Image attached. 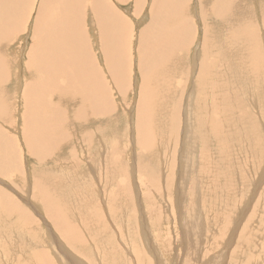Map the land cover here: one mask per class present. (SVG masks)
I'll return each instance as SVG.
<instances>
[{
  "label": "bare ground",
  "instance_id": "obj_1",
  "mask_svg": "<svg viewBox=\"0 0 264 264\" xmlns=\"http://www.w3.org/2000/svg\"><path fill=\"white\" fill-rule=\"evenodd\" d=\"M31 1L35 2V0H0V120H5L17 126L11 117L14 114V112L17 111L19 116V122L22 120L24 124L23 129L20 126L18 130H19V134L22 135L23 146L25 148V151L27 154L33 157L36 160V162H38V164H36L32 170V177L34 178V181L32 182V187L34 186L33 188H35L36 190L35 191L33 190L34 193L32 191V195L34 196V198L31 196V199L32 200L34 199V201H37L38 203L40 202L41 204L45 205L44 215H46L48 219L49 218L52 219L50 221H53L54 223L53 225L57 227L56 228L54 226L55 230L60 231L61 236L63 235L62 232L64 231L65 233L68 232V234H65V236L62 237L66 239V242L75 241L77 243H80L83 240L79 239L81 234H79L78 232L79 229L77 230L78 226H80L79 219L72 218V222H74V224H70L67 221L66 216H68L67 215L68 212L66 209V205L61 197L62 189L59 190L61 186V182L63 183V181L60 180L58 175L52 174L53 172L59 173L63 176V178H65L66 176L68 178L69 172L66 171L67 168L66 169L58 168L57 163L55 165H51L52 162L50 161L51 162L50 163L48 161L52 160L49 157L55 151V149H57L58 146H60L61 143L63 142L61 140L64 137L63 128H62L63 124L69 123L72 134L71 138H73V140L75 139L77 142H80V139L78 138H81L83 144L85 143L93 144V142H95L96 139L98 140L97 143H99L98 136L100 133H98V131L101 132L103 128H101L100 126L97 127L96 129L97 133L95 132L94 135H90L87 132L88 129L87 123L90 122L92 123V120L94 119L95 121H100L102 118H104L103 120L108 118L111 121L113 120V118L115 119V112L117 110L115 95L121 97L124 102L126 100V98L124 97L126 96L128 89L130 88V83L128 81L130 77L129 61L132 60V54H128L127 47L129 44H131L132 41L131 39H129V35L132 32L131 29H133L135 22L133 23L129 22L109 2V0H40L38 4V8L36 9L33 16L31 28L29 30V43L25 50V55L24 54L22 55V51H20L19 48L18 50H16L15 53L13 52L9 53V48H10L9 42L13 39L14 35H16L19 39L22 38L24 39L27 37L26 35H23L22 32L23 31L22 24L25 19V16L23 19V8H26L27 6L28 7L31 6ZM114 1L123 5L125 4V2L128 3L129 0H114ZM140 1L141 0H130V3L134 4L132 15L136 13L138 14V9L140 7V4H142ZM250 1L251 0H198L197 1L198 3L197 7L199 12L198 19L201 20L203 24L200 22L202 24L201 41H200L201 47L199 49L197 62L194 68L195 76L193 77L194 80H193V88L191 90V93L193 95L196 94L195 107L196 110L199 112L196 113V118L197 120H199L198 127L202 128L205 127L206 125L210 127L209 121H207V116L203 113V111H205V113L207 112V105L205 101L207 97L211 95L207 85L209 83L210 77L213 74L218 73L224 76L226 75L223 81L221 82V84H224L226 87H229V95L226 94L225 91L224 92L225 95L220 97L221 101L217 105V107H219L220 110H223L222 114H228V113L233 114L231 117L227 116L225 118L226 121L232 122L233 129L231 127L227 131V135H226L230 138V143L234 138L236 139V134L234 129L243 130L242 131L244 132L243 140L245 139L248 148L245 150L246 157L252 156L253 160L254 159L257 160V163H255L256 166L255 178H257V175L259 174L258 175L259 179L254 178L253 180L251 179L250 182L251 183L256 182L258 184L261 181H263L264 178V173L262 174L258 172L260 170V166H261L260 162L262 160L260 158L261 157L260 146H262V144L259 143L258 139H261L262 136L260 134V131L257 129V123H258L257 120L260 119V116L262 114L260 109L264 108V94L260 96L261 93H264V87H263L264 85L262 84L261 81V77L263 73L262 66L264 62V61L262 62V54H261L262 53L261 45L263 46V44L261 42V37H260V30L262 29V31H264V0H255L256 2H254V6ZM190 4H191V0H150L148 4V12L147 14L144 15V17L147 19V22H145L143 26L140 27L139 30L137 31L136 60L138 62L136 64V68L140 75V81L135 89L137 94V99L135 100V111L133 113L134 119H133V114L131 119V121L134 120L133 124L135 125V132H134L135 136L134 138L132 137V139L135 140L134 141L135 145L150 151L156 145L154 144V139L157 136V133L159 132L161 133V131L164 132V130H167L169 132L170 130L169 134H162V136L160 134V136L162 137V141H159L158 146H156L157 147L156 149H158L160 154H161V150H160L161 148L163 152V146H162L163 142L168 141L167 138H170L172 140L175 137L173 141L175 145L177 144L178 132L176 133V131H173V129L178 125V123L180 125L179 112H180L181 99H183L181 98V94H182L181 91L184 89V83L183 86L174 85L173 76L181 77V78H184L185 76V80L187 83V79H186L187 73L185 68V61H186L185 49H187L186 47L188 46L190 40H192L190 37L192 36V30L194 31L195 28L193 17L190 16V12H191L189 7ZM257 8H259V18L261 23L260 28L256 22L254 15V12L257 11ZM28 12H30V9ZM246 14L248 15L249 18H246ZM235 24H237L238 26V31L236 34L234 33ZM21 32L23 37L20 38ZM262 34L264 36V33ZM233 39L235 45L242 52L243 55L236 63H234L235 62L234 53L230 47V43L232 42ZM94 40L98 45V47L100 48L99 54L101 52L102 67L100 66L101 63L98 62L97 59H95L94 44H93ZM97 56L99 55L97 54ZM188 60L190 61V59ZM192 60L193 59L191 58V61ZM245 66L246 69L244 70ZM226 77L227 78L230 77L233 82H238L240 79H242L241 84L243 83L246 84L247 88L250 91L245 93V96L247 98L245 99L247 101L251 100L253 102L252 107L256 106L257 104L255 119L253 117L254 115H252L253 113L251 111L249 113L246 110H244V113L242 114L241 117L235 116L234 113L237 111L236 108L239 107L241 109L246 103L242 101L239 92L237 93L230 83L227 84V82H224V80H226L225 79ZM250 79H252L255 85L257 86L255 87L257 89V92L255 91L254 88L253 90H251L252 81L250 82ZM111 89L113 91H111ZM15 96L17 97V99L16 98L13 99ZM21 100H22L21 103L22 108L20 109ZM224 100H226L227 104L223 107L222 105L224 103ZM16 102L19 104V108L16 106ZM188 103L190 105V102L187 101V106ZM131 104L129 103V105ZM227 105H229L228 108H226ZM211 106L214 109V107H216V104L212 103ZM166 109L168 110L167 115H166ZM161 114H163V117L165 119L168 118V122H166L167 124H165V121L164 122L161 121V126H159V123L156 125L155 121L157 116L161 117ZM188 119H186V122L189 121ZM186 122H184V126ZM73 126L79 127V131L76 130L74 131ZM241 126L245 127V129H242ZM201 132H202V140H203V128ZM103 133L104 132H101L102 135L101 138L103 139V140L101 139L102 141L101 147L105 145L104 137L106 135H104ZM214 133L215 131L211 128V135ZM197 134L198 136H201L200 133ZM254 139L255 142H253ZM16 143H17L16 137H13L9 133H7V131L0 128V172L4 176L7 175L6 173L10 169H16V170L20 169L21 172L23 173L22 161L20 160L21 153L19 152L20 151L19 149L17 150L20 154L17 153L15 148ZM202 144L203 146L200 144L202 148L204 146L205 148L208 147L205 144V141ZM108 145L110 144H107L105 149H102L101 147L98 146L99 150L95 153L92 151L94 153V156H91L92 157L91 160L93 162H91V160L88 157L89 153L88 156L84 155L85 157H82V159H85V161L87 158L90 160V162L88 161L89 164L88 166L89 168H87L88 173H90L89 175H91L93 179L94 178L98 179V181H99V177L101 176L100 171L102 165L106 167L108 173L117 172L118 169H120V165H122L121 160L119 161L118 157L112 156L113 153L115 154L117 151H119L118 146H115L112 150H110V152H108L107 150ZM228 145L229 143L225 140H218V142L216 141V146L218 147L220 146L223 149H227ZM62 147L63 146L61 145L60 148ZM128 147L126 149H123L122 153H124L126 150L128 151L129 149ZM130 148L132 149L133 147ZM176 152L174 153L172 152V153L176 154ZM140 154L142 155V153ZM163 154L164 152L162 153V155ZM72 156L73 159H75L74 162H78L76 161L77 160L76 151L74 154H72ZM111 156L112 159H110ZM228 156L229 155L226 156L227 161H228ZM224 158H219V159L220 160L223 159V161H225ZM262 158L264 159V156ZM54 161L55 160H53V162ZM223 161L220 162L222 163ZM262 162H264V160ZM41 163L47 166L42 167V165L40 166ZM142 163L141 165L137 164L138 165L137 169L142 170L141 172L144 171L146 173L145 170L146 168H144V165H142ZM252 163H250V166ZM146 166H148V164ZM174 166L175 165H173V169ZM73 167L76 166L73 165ZM164 167L166 168V166ZM231 169L233 170L232 166ZM231 169L229 167V171ZM168 171H170L169 168ZM102 174H104V172ZM152 174L153 171L151 175L150 174L148 175L151 176L152 178L153 176ZM224 174L226 175V171L224 172ZM18 175L20 176V171L18 172ZM84 175H82L83 178H80L81 176L79 177L78 179L79 183L85 184L86 181L92 179V178L85 179L86 175L85 176ZM249 175H247L248 176L247 178L250 177ZM17 181H20V179H18ZM17 181H16L17 185L15 184L14 180L11 181L12 186L14 185L13 187H16V189L18 188V190L22 189L24 192L25 190L24 185H21L20 182ZM53 182L57 183L54 185V188H52ZM237 182L241 183L239 179H237ZM67 183L68 182H65L64 179L63 185H67ZM56 186L58 188H56ZM225 186L226 188L229 186L227 182L225 183ZM81 187L82 186H80V188ZM125 187L127 189V186ZM232 187L233 186L231 184V186H229L228 188L229 193H231L232 190L234 191ZM123 188H121L122 192L126 190ZM96 194L100 198L101 193L98 194L97 189H96ZM129 195L130 194H128L127 196ZM115 196H117L116 193ZM235 196L237 198L241 197V195L237 196V194ZM235 196L232 195L231 197L235 199ZM35 197L37 198L36 200ZM102 197L103 199H105L104 196ZM143 201L147 203L146 206L151 203V201L148 200L147 197H144ZM153 201L151 205L154 204L155 201L154 202ZM240 205L242 204L240 203ZM36 206L30 203V207L33 208L34 213L39 214V211H37ZM132 206L130 205L129 207ZM13 209H17L19 212L22 213V221L20 222L23 223L24 227L29 228L32 235L33 232L36 233V230L33 229L34 228L33 224L34 223L37 224L36 223L37 221L32 216V213L28 209L24 210L22 205H20V203L15 198H13L5 190L0 188V214L3 215V212L7 211V213L11 215ZM125 209L127 208L124 209L122 208L121 212H119L121 215H123V217H126L127 215L126 214L127 210ZM152 209L153 210L148 209L151 212L149 213L152 214L153 212V215L154 214L156 215L155 212H157V208L152 207ZM197 209H199L198 204H197ZM92 211L87 210V214L85 216L83 215L84 217H81L80 214H77L76 217L81 218V222L86 221L88 225L92 224L93 222H96V224H93L95 227L93 232L98 231L99 235L100 234L102 235L104 233L106 234L104 228H101L102 224L98 223L100 220L97 219L93 220V216L96 215L97 211L96 212L95 210L94 212ZM74 212H75L74 213V217H75L76 211ZM242 212L239 210V213L237 215L239 214L243 215L244 212L243 213ZM97 215H99V213H97ZM158 216L161 217V215L159 214ZM151 217L152 216H150V218ZM157 218L158 217H156L155 219ZM12 219L16 220L15 218ZM190 219H191L190 221H192L191 216ZM232 220L234 221L232 230H234L236 228L235 225L237 224V218L234 217ZM248 222L249 221L243 222L244 225L242 226V232L240 233L239 240L241 242L248 241L246 242L248 244L247 248L245 249L243 247L242 258L244 257L246 258V256H249L251 257L250 260H252L251 253L249 252L250 251L249 239L247 237V235L250 234V229L247 226ZM195 224L196 227L193 224L194 225L193 232L196 231L197 226H198V230H200L201 232V228L203 227L204 223L202 224V226L198 222H196ZM126 225H124V227ZM190 225L187 224L188 229H186L183 225L181 227H184L192 234V226ZM72 230H74L75 233L72 239H70L71 238L70 233ZM223 230H225V227L223 228ZM84 231L85 230L83 229V232ZM131 232H133V230H131ZM200 232L197 231V234L199 236L198 237L199 239H197L198 243H200L199 241H201V239L204 238ZM84 235L86 238L83 239H86V241L88 240L89 242H92V240L96 238L95 236H97L92 232L91 234L90 233L88 234V232L86 234L84 233ZM100 236L99 239L102 240V244L104 245L105 243H103V241L105 240V237L102 235L103 237L100 238ZM108 237H110V241L113 244V246H115L119 250V247L121 246H119L118 243L116 242L115 235L109 233ZM189 237L191 236L189 235ZM33 238H30L28 240L29 242L28 248L35 250V252L29 254L23 251L19 252V255L25 257L23 260L20 261L19 256H17L18 250L16 249H19L22 241L20 239H17L13 243L10 238H5V234H0L1 263L28 264L29 260L27 261L26 257L28 255L30 256L35 255L38 257L37 262H39L40 264H51L50 263L51 261L48 259L46 252L44 253V251L41 249L37 250V245L41 244V242H39L40 240H36ZM229 241L230 239L224 240L223 241L224 243L222 242L223 244H218V246L219 247L221 246L224 250L226 246L228 247ZM149 242L150 241H148V243ZM111 243L109 245H111ZM138 244L141 246L140 242ZM138 244H134L131 241H127V244L125 245L129 250L126 248L127 249L126 254L128 257L130 253L134 252L135 261H137L138 264H143V261H140V257L142 258V256L136 250V249H140L137 248ZM166 244L168 245L169 242H167ZM163 245H165V243ZM13 246L15 247V249H11ZM156 246L158 245L156 244ZM198 247L199 248L197 249V252L201 251V253L196 252L197 259L203 260L204 258L203 257L200 258L199 254L205 252L206 246L201 244ZM232 248H233V244H232ZM234 248L236 249V247ZM239 249L240 248H238V250ZM93 253L91 252V254L94 255L93 256V259H95L94 264H106L107 259L113 261L112 264H116V259L112 257V255L117 254L114 251L112 252L109 250L107 258H105V256L103 257L100 251L98 253H94V254ZM236 253L230 252V256L233 255L234 257H236L237 255ZM193 254L194 253H192V255ZM172 257H173V261L170 264H174V260L176 259V256H172ZM124 261L125 260H123V264L125 263ZM243 261L245 262L244 259ZM244 262L242 264H244ZM149 263L150 262H148V264ZM207 263L219 264V257L216 256L215 261L214 260L203 261V264H207ZM167 264L169 263L167 262ZM246 264H253V263H246Z\"/></svg>",
  "mask_w": 264,
  "mask_h": 264
},
{
  "label": "rangeland",
  "instance_id": "obj_2",
  "mask_svg": "<svg viewBox=\"0 0 264 264\" xmlns=\"http://www.w3.org/2000/svg\"><path fill=\"white\" fill-rule=\"evenodd\" d=\"M149 1L150 0H141L140 2L142 4H140V7L138 9V14L136 13L132 15L134 4L132 3L133 4L132 5L130 3V0L128 1V3L125 2V4L123 5L119 4L118 2H115L114 0H109V2L129 22L131 23L135 22V23H134L133 29H131L132 32L129 35V39H131L132 41H131V44H129L127 47L128 54H132V60L129 61L130 62L129 63L130 77L128 81L130 83V88L128 89L126 96L124 97L126 98V100L123 102L121 97L115 95L116 96L115 102L117 103V105L115 104L117 106V110H116L117 113L115 112V119L113 118L112 121L109 120L108 118H106L105 120H103L104 118H102L100 121H95L94 119L92 120V123L91 122L87 123L88 124L87 132L90 135H94L95 132L97 133V130H96L97 127L100 126L101 128H103L102 129L103 131L101 130V132H104L103 134L106 135L105 137L103 135V137L105 138V145L101 147V142H102L101 136L102 135H101V132L99 131H98V133H100L99 134L100 137L98 136L99 143H97L98 140L96 139L95 142H93L94 145L96 144L95 146L93 144H88V143L83 144L81 138H78L80 139V142H77L75 139L73 140V138H71L72 134H71L70 125L69 123H65L62 125L64 137L61 139L63 141L61 145L63 147L60 148L61 145L58 146V148L55 149V151L49 157L52 159L48 161V162L50 161L52 162L51 165H55L57 163L58 168H65V169L67 168L66 171L69 172L68 178L67 176L63 178V176L59 173L53 172L52 174L58 175V177L60 178L61 181H63V183H64V179H65V182H68L67 185H63V183L61 182V186L59 188V190L62 189L61 197L66 205V209L68 212L67 214L68 216H66V218L70 224H74V222H72V218L79 219L80 226L77 225L78 226L77 230L79 229L78 232L79 234H81L79 239L80 240L82 239L83 240L82 242H85V243H82V242L77 243L75 241L66 242V239L62 237L65 236V234H68V232L66 233L65 231L62 232L63 235L61 236L60 235L61 232L55 230L54 228L55 225H53L54 224L53 221H50L52 219L50 218L48 219L46 215H44L45 205L41 204L40 202L38 203L37 201H34V199L33 200L31 199V196L34 198V196L32 195V191L36 190L35 188H33L34 186L32 187V182L34 181V178L32 177V170H33V167L36 164H38V162H36V160L33 157H31L29 154L26 153L25 148L23 146L22 135L19 134V130H18L20 126L23 129L24 127L23 121L21 120L19 122V116H18L17 111H15L14 114L11 116L17 126L5 120H0V128L7 131V133L12 135L13 137L17 138V143H16L15 148L18 154L21 153L20 160L22 161L23 173H24L23 174L20 169L19 170L10 169L6 173L7 175L5 176L2 175L0 172V188H2L6 192H8L13 198H15L20 203V205H22L24 210L28 209L32 213V216L37 221V222L35 221L37 224L35 223L33 224V227H34L33 229L36 230V233L33 232V235H32L30 229L27 227H24L23 223L20 222L22 221V213L19 212L17 209H13L11 212V215H9L7 211H4L3 215L0 214V234H5V238H10L13 243L17 239H20L22 241L19 249H16L18 250L17 256H19L20 261L23 260L25 257L19 255V252L23 251V252H27L28 254L35 252V250L28 248V243H29L28 240L34 237L33 239L40 240L39 242H41L40 245H37V250L41 249L44 251V253L46 252L48 259L51 261L50 262L51 264H94V261H95V259H93L94 255H92L91 252L98 253L100 251L103 257L105 256V258H107L109 250L117 253L115 255H112V257L116 259V264L117 263L123 264V260H125L124 264H127L128 261H129L128 264H136V263L138 264V262L135 261L134 252L130 253L127 257L126 250L128 248L125 245L127 244V241H131L134 244H138L139 242L141 243V246L139 244L137 245V248H140V249H136V250L142 256L143 260L140 257V261H143V264H148V262H150L149 264H162V263L167 264V262L170 264L173 261L172 256H176V259L174 260V264H182V263L184 264L186 263V261H187L186 264H203V261L205 260L215 261L216 256L219 257V264H242L244 262L243 259L245 260L244 264L246 263L264 264V232H263L264 231V178H263V181H261L258 184L256 182L254 183L250 182V180L251 179L253 180L256 175L255 163H257V160L255 159L253 160L252 156L246 157L245 150L248 148H247L245 139L243 140L244 138V132H242L243 130L234 129L235 134H236V139L234 138L231 143H230V138L226 136L227 131L232 127V122L226 121L225 118L227 116L231 117L233 114H230V113L222 114L223 110H220L219 107H217V105L221 101L220 97L225 95L224 92L226 91L225 93L229 95V87H226L224 84H221V82L223 81L226 75L224 76L218 73L213 74L210 77L209 83L207 85L211 95H209L205 101L207 105V112L205 113V111H203V113L207 116V121H209L210 127L215 131V133L211 135V128L208 127L207 125L205 127H202L203 128V140H202V132H201L202 128L198 127L199 120H197L196 118V113L198 111L196 110V107H195V95L196 94L193 95L191 93V90L193 88V80H194L193 77L195 76L194 68L197 62L199 49L201 47V44H200L201 27L203 24V22L198 19V16H199L198 7H197L198 0H191V4H190L191 6L189 5L190 10H191L190 16L193 17L195 28H194V31L192 30L193 38L192 36L190 37L192 40H190L188 46L186 47L187 49H185V55H186L185 68H186V73H187V77H186L187 83L185 80V76L184 78L173 76L174 85L183 86V83H184V89H183L184 91L183 90L181 91L182 93L181 98L183 99H181V103H180V112H179L180 125L178 123V125L174 127L173 129V131H176V133L178 132L177 144L175 145L173 141L175 137L172 140L170 138H167L168 141L167 142L164 141L162 145L163 152L165 154L164 156V154L162 155L163 153L162 148L160 149L161 150V154H160L158 149H156L157 148L156 146H158L159 141H162V137H161L162 134H169L170 130L169 132L167 130H164V132L161 131V133L160 132L157 133V136L154 139V144L156 145L155 147H153L152 149L153 151L150 150L152 152L145 150L142 147L141 148L138 147L137 145H135V142H134L135 140L132 139V137L134 138L135 136V133H134L135 125L133 124L134 120L131 121L132 114L135 111V100L137 99V94H136L135 89L140 81V75L136 68V64L138 62L136 60L137 31L139 30L140 27L143 26L145 22H147V19L144 17V15L147 14L148 12ZM33 2L34 1H31V6L29 7L27 6L26 8H23V19H24V16H25V19L22 24V29H23L22 32H23V35H26L27 37L24 39L23 38L19 39L16 35H14L13 39L9 42V45H10L9 53L11 52L15 53L16 50H18L19 48L20 51H22V55L23 54L25 55V50L29 43V30L31 28L33 16H34L36 9L38 8V4L40 0H35L34 4ZM250 2H252V5L254 6V2L256 1L251 0ZM29 9H30V12H28ZM26 10H27V13H26ZM243 12H246V11H243ZM254 15H255L256 22L260 28L261 23H260V18H259V8H257L256 12H254ZM26 17H27V20H26ZM246 18H249L247 14H246ZM237 31H238V26L237 24H235L234 33L236 34ZM22 32L20 34V38L23 37ZM262 33H264V31H262L261 29L260 37H261V42L263 44V46L261 45L262 47L261 54H262V62H263L264 61V52H263L264 51V36ZM93 44H94L95 59H97V61L101 63L100 66L102 67L101 52L99 54L100 48L96 44L95 40L93 41ZM230 47L234 53V60H235L234 63H236L243 56L242 52L235 45L234 39L230 43ZM196 53H197V56H196ZM97 54L99 56H97ZM191 58L193 59L192 61H191ZM188 59H190V61ZM262 67H263V73H262L261 81H262V84L264 85V62H263ZM245 69H246V66L244 67V70ZM225 79L226 80H224V82H227V84L230 83L233 86V88L236 90V92L237 93L239 92V95L241 96L242 101L246 103L241 109L239 107L236 108L237 111L234 113L235 116L241 117L242 114L244 113V110H246L249 113L251 111L255 119L257 104L256 106L252 107L253 102L251 100H248V101L246 100L247 98L245 96V93L250 91L247 88L246 84L245 83L241 84L242 79H240L238 82H233L230 77L229 78L226 77ZM251 81H252L251 90H253L254 88L255 91L257 92V89L255 88L257 86L255 85L252 79H250V82ZM111 91L113 90L111 89ZM263 94L264 93H261L260 96H262ZM15 98L17 99L16 96L13 99ZM187 101L190 102V105L188 103V106H187ZM21 103H22V100L20 101V109L22 108ZM129 103L130 104L132 103V104L129 105ZM212 103L216 104V107H214V109L211 106ZM17 104L18 103L16 102V106L19 108V104L18 105ZM226 104L227 102L226 100H224V103L222 106L224 107ZM186 106H187V109H186ZM228 107L229 105H227L226 108ZM260 111L262 114L260 116V119L257 120L258 122L257 129L260 131V134L262 136L261 139H258L259 143L262 144V146H260L261 147V157L260 158L262 160L260 162L261 166L258 172L263 174L264 173V162L262 161L264 159L262 157L264 156V127H263L264 126L263 124L264 123V108L260 109ZM167 114H168V110L166 109V115ZM112 116H113V113H112ZM133 119H134V114H133ZM186 119H188L190 122L189 121L186 122ZM161 121L163 122L165 121V124H167L166 122H168V118L165 119L163 117V114H161V117H158V116L156 117V121H155L156 125L159 123V126H161ZM184 122H186L185 126H184ZM241 128L245 129V127L243 126H241ZM73 130L79 131V127L73 126ZM197 133H200L201 136H198ZM218 140L227 141L229 143L227 149H223L220 146L219 147L216 146V141L218 142ZM204 141H205V144L208 146L206 148L205 146L202 148L203 146L202 143H204ZM253 142H255V139ZM107 144H110L108 145V149H107L108 152H110V150H112L115 146H118L119 151H117L115 154L113 153L112 156L118 157L119 161L121 160L122 165H120V169H118L117 172H113V173H108L106 167L102 165L101 171H100L101 176L99 177V181L98 179L94 178L96 180L95 181L92 178V176L89 175L90 173H88V169H87L89 168L88 161L90 162V160L92 159L91 156H94V153L99 150L98 149L99 147H101L102 149H105ZM127 147L129 148L128 151L126 150L124 153H122V150L126 149ZM130 147H133V148L131 149ZM17 149L20 150L19 151L20 153L18 152ZM75 151L77 154L76 161H78L79 163L74 162L75 159H73L72 154H74ZM135 151L137 154L135 153ZM172 152L173 153L176 152V154H173ZM88 153H89V156H88ZM140 153H142V155ZM84 155L88 156L90 160L87 157H86L87 158L86 161L85 159H82V157H85ZM227 155H229L228 161L226 160ZM112 156L110 157V159H112ZM249 157H252V158H249ZM219 158H224L225 161H223V159L220 160ZM53 160L55 161L53 162ZM220 161H223V162L221 163ZM91 162L93 161L91 160ZM141 163L142 165H144V168H146L145 169L146 173L144 171L141 172L142 170L137 169L138 165H141ZM157 163H160V164H157ZM250 163H252L254 166L252 164L250 166ZM147 164L148 166H146ZM161 164L166 166V168ZM41 165L42 167L45 166L42 163L40 164V166ZM73 165H75L76 167H73ZM173 165H175L174 169H173ZM231 166L233 167V170L235 169L234 171L231 169ZM229 167L231 169L230 170L231 172L229 171ZM237 167L239 171L237 170ZM168 168L170 169V171H168ZM19 171H20V176L18 175ZM152 171H153V174H152L153 176L151 178V176H149L148 174L151 175ZM225 171H226V175L224 174ZM103 172L104 174H102ZM228 173H231V174H228ZM82 175L85 176V179L86 178L87 179L92 178V179L86 181L85 184L79 183L78 179L80 176H81L80 178H83ZM247 175H249L251 178L250 177H249L250 179L247 178L248 177ZM258 175H257V178L259 179ZM18 179H20V181H17ZM237 179H239L241 183H238ZM13 180L15 184L17 181V182H20L21 185H24V188L26 191L24 190L23 192L22 189L18 190V188L16 189V187H13L14 185L12 186L11 184V181ZM226 182L229 186H231V184L233 186L232 188L234 189V191L232 190L231 193H229V190H228L229 186L227 188L225 186ZM52 184H53L52 188H54V185L57 183L53 182ZM168 184L171 186H169ZM80 186L82 187L80 188ZM125 186H127L128 191ZM56 188L58 187L56 186ZM121 188L126 189L124 190L125 192L124 191L122 192ZM96 189L98 191V194L101 193L100 198L96 194ZM102 191L104 195L102 194ZM126 192L127 193L129 192L128 194L130 195L127 196L128 194ZM115 193L117 196H115ZM236 194L237 196L241 195V197L237 198L235 196ZM232 195L235 196V199L231 197ZM102 196H104L106 200L103 199ZM144 197H147V199L150 200L151 203L154 200L155 201V202L153 201L154 204L151 205L150 203L146 206L147 203L143 201ZM36 199L37 198L35 197V200ZM30 203H32L34 206L39 204L36 206V209L37 211H39V214L34 213L33 208L30 207ZM240 203L242 205H240ZM197 204H198L199 209H197ZM130 205L131 206L133 205L134 207L133 206L129 207ZM119 207H120V210H119ZM152 207L157 208V212H155L156 215L155 214L153 215V212L152 214H150L151 212L148 209L153 210ZM122 208L123 209L127 208L125 209L127 210V213H126L127 218L123 217V215L119 213L121 212ZM87 210H90V211L93 210L92 212H94V210L95 212L97 211L96 215L93 216V220L94 219L100 220L98 223L102 224L101 228H104V231L106 232V234L104 233L105 235L102 234L106 240V241L104 240L103 243H105L106 245L105 244L103 245L102 240L99 239V236L101 234L99 235L98 231L93 232L95 228L93 224H96V222H93L92 224L88 225L86 221L81 222V218L76 217L77 214H80L81 217H84L87 214ZM239 210L241 212L243 211L244 214L237 215L239 213ZM74 211H76L75 217H74V213H75ZM97 213H99V215H97ZM157 213L161 215V217L158 216ZM150 216L152 217L150 218ZM190 216L192 217V221H190L191 220ZM156 217L158 218L155 219ZM234 217L237 218L238 225L236 224L235 225L236 228L232 230V227L234 225V221L232 219ZM12 218H15L17 221ZM86 219H89V218H86ZM245 221H249L247 226L250 229V234L247 235V237L249 239V247H250L249 252L251 253L252 260H250L251 257L249 256H246V258L248 259H246L245 257L242 258L243 247L246 249L248 245L246 243L248 241L241 242L239 240L240 233L242 232V226L244 225L243 222ZM196 222L200 223L201 226L204 223L203 227L201 228V232L200 230H198V226L196 228V231L193 232L194 225L196 227V224H195ZM81 223L84 225H82ZM187 224L189 225L191 224L190 226H192V234L191 232L186 230L188 229ZM124 225L128 227L126 226L124 227ZM182 225L186 229L184 227H181ZM224 227H225V230H223ZM83 229L85 230L84 232H83ZM131 230H133V232H131ZM72 231L71 233L69 232L71 234L70 239H72L75 233L74 230ZM197 231H199L205 238V239L202 238L201 241H199L200 243L197 242V239H199ZM87 232L88 234L89 233L91 234L92 232L95 235H97L95 236L96 238L94 237L95 239H93L92 242H89L88 240L86 241V239H83V238H86L84 233L86 234ZM109 233L115 235L116 242L118 243L119 246H121L119 247V250L118 248L113 246V244L111 243L110 237H108ZM102 235L100 236V238L103 237ZM189 235L191 237H189ZM106 237L108 240L106 239ZM130 239H132L133 241ZM227 239H230L229 245L230 244L231 245L230 246L228 245V247L226 246L227 250H226V247L223 250V248L221 246L219 247L218 244H223L224 243L223 241ZM147 240L150 242L148 243ZM134 241H137V242H134ZM167 242H169L168 245L166 244ZM110 243L111 245H109ZM164 243L165 245H163ZM156 244L158 246H156ZM201 244L206 246L205 252H203L202 254H199L200 258L201 257L204 258L203 260L197 259V256H196L197 253L199 252L201 253V251L197 252V249L199 248L198 246ZM232 244H233V248H232ZM162 245L165 247H163ZM234 247H236L237 250ZM238 248H240L239 249L240 251L238 250ZM11 249H15V247L13 246ZM188 251H190L191 253ZM230 252H234V253L237 252L236 257H234L233 255L230 256ZM192 253L194 254L192 255ZM125 257L128 260H126ZM26 260L27 261L29 260L28 264H40L39 262H37L38 257L35 255H32V256L28 255L26 257ZM112 263L113 261H111L110 259H107L106 264H112ZM0 264H2L1 259H0Z\"/></svg>",
  "mask_w": 264,
  "mask_h": 264
}]
</instances>
